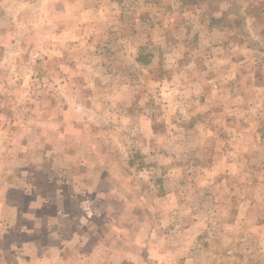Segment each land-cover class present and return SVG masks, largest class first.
Listing matches in <instances>:
<instances>
[{"label":"rangeland","instance_id":"1","mask_svg":"<svg viewBox=\"0 0 264 264\" xmlns=\"http://www.w3.org/2000/svg\"><path fill=\"white\" fill-rule=\"evenodd\" d=\"M73 4L0 0V129L13 121L41 122L39 138L47 137L53 152L65 146L78 156L110 151L129 181L104 184L107 174L115 179L109 166L104 169L107 158L88 156L96 163L89 164L90 184L71 192L74 227L61 207L55 225L63 262L51 252V264H264V0ZM77 10L84 31L79 44L88 49L71 52ZM52 38L64 41L57 55L83 58L63 59L62 68L73 76L57 100L61 118L41 121L35 105L48 80L36 76L21 53L37 56ZM54 78L49 81L58 84ZM91 98L93 109L83 111L80 105ZM61 121L71 127H63L64 142L55 144L52 134ZM0 136L5 144V133ZM19 136L17 148L37 146V140L23 142L24 130ZM68 158L46 157L21 179L32 176L38 191L55 176L68 181ZM5 191L0 187V196ZM14 210L0 204V224L9 223V235L0 233V257L5 246L31 238L25 222L13 225ZM83 224L99 233L107 225L117 229L108 237L96 232L83 244L69 237ZM115 230L124 233L110 243Z\"/></svg>","mask_w":264,"mask_h":264},{"label":"crops","instance_id":"2","mask_svg":"<svg viewBox=\"0 0 264 264\" xmlns=\"http://www.w3.org/2000/svg\"><path fill=\"white\" fill-rule=\"evenodd\" d=\"M71 3L73 4V0H70V4ZM73 13L74 17L71 16V18L74 19L76 27L74 28V45L70 44L71 52L73 50L79 51L81 50V47H87L86 44H79V41L82 39H80V36L83 37L84 32L82 27L80 26V10H77ZM73 19H71V21ZM48 29H50V26L45 27L46 33ZM87 39H89V41H92L94 38L92 36H87L86 40ZM62 44H64V41L52 38L49 43L40 46V51L37 56L30 55L29 50H22L21 53L22 61L26 63L28 61H30V63L32 62L31 66H34L32 67V71L37 74L36 76L41 77L42 81L48 80V82H46V86H44L45 93L42 92L40 96H38V103L35 105L38 106V112L40 113L39 118L42 119L41 121H47L48 117L50 118L54 115L58 116V118H61L57 113L58 109H56L57 100L59 98H62L63 96V94L60 95L62 93L60 91H62L64 85L63 83L70 80L73 76L69 75L72 73H68L62 68V63L64 62L63 59H67L69 62L72 60L74 62H79L81 61V58H83L80 54H78V56L80 57H77V60H74V58L76 57L73 56H71L70 58H66L65 56L57 55L56 53L62 50ZM23 46L28 48V46L25 44ZM43 48H48V50L44 51ZM86 49H88V47ZM43 53H46L45 56H42ZM27 55H30L31 58L27 59ZM49 62L53 63L52 68L51 66L48 68V65L50 64ZM59 62H61V64ZM55 75L60 79V82L58 84H54L49 81L52 80ZM55 81L56 79L54 78V82ZM77 85L83 84H74L73 88L76 89ZM30 93L31 92L29 90V96ZM92 101V98L89 99V103L86 101L84 105H80V108L83 109V111L91 107L93 109L94 102ZM29 102L30 101H26L25 104H28ZM54 105L56 109L55 113L53 112ZM30 112L32 111L29 110V113ZM20 114V117L25 115L24 112H20ZM64 126L71 127V122L65 123L61 121L58 123V129L55 130L52 134V138L55 140V144H57L56 142L58 139L60 142H64L62 138V129ZM31 127V124L25 123L21 125V123L18 124L17 121H13L12 123L8 124L5 129H0L1 133H5V136H3L5 138H2L1 140H6L5 144H0V187L6 188V191L0 196V204L2 206L12 204L13 209L16 208V210H14V212L12 213L13 216H10L13 225H15L17 228H20L19 224L25 222L28 228L25 233L31 235V238L25 239L20 244L16 245L12 243V245L5 246L1 251V255L3 256L0 257V264H51V252H58L59 258H56L55 261L63 262V238L61 237V233H59L60 230L58 229V226L55 225V223H57L56 219H60L62 215L60 214V210L62 207L64 210L63 215H67L69 222H71V225L74 227V222L71 221L70 216H68L70 215V211H68V205H71V202H69V200L71 201V192L75 191V189L78 188V184H86V186L90 184L85 180L89 178V164L91 162H93V164L96 163L95 160L88 159L89 155L92 156V159L95 157L107 158L106 167L104 169H109L110 167V173L113 174L111 176H114L115 179L111 181L107 174L103 179L104 184H127L128 181V178L124 172L125 166L120 167L114 163V155L112 154V152H98V149L87 153L80 151V157L74 151L75 147L72 148L69 146H65L64 150L61 152H53V148L50 149V144L47 143V137L39 138L44 133V128L41 122L38 125H35L32 128ZM22 130H24L25 135V137H22L23 142L27 145V142L37 140L36 147H22V149L17 148L18 144H16V142H19L21 138L19 135ZM36 134L39 135L37 136V138L34 137ZM54 134L55 138L53 137ZM66 140L68 139L66 138ZM8 141L12 145H10ZM59 146L62 147L61 144ZM29 149H31L30 152L28 151ZM49 149L54 154H48ZM64 155L70 157L68 159H65V162H70L68 168L73 171L72 178L70 180L62 181L59 180L56 176L50 178L46 184H42L44 191L43 192L42 189H39L40 191L37 190L36 184H34V178L32 176H28L26 177V179L23 178V180L21 179V176L25 171L33 170V165L43 160L44 158L52 157L53 160L61 162L62 158H64ZM82 168L86 170L83 171ZM101 170L96 171V173H101ZM86 175L87 177L85 178ZM46 190H49V192L46 193ZM47 205H52L53 208L47 209ZM24 215L26 216L25 219ZM94 215L96 214L90 215L91 218ZM105 216L109 217V214H104V217ZM33 217L36 218L34 222ZM8 226L9 223L0 224V233H3L5 237L9 235V231H7ZM16 227L13 228L17 229ZM99 228L103 229V233H99V231L97 230L91 231V227L88 228L87 225L83 224L81 225L80 229L76 230L77 232L75 230H72L69 237L72 238L73 241L76 240V237L83 240V238L86 239L89 236L93 237L96 232L99 233V236L103 237V235H107L106 237H108V234L110 233V231H112V228L117 229V226L113 224L107 225V228L105 230H108V232L105 231L103 227ZM123 231L124 230L117 232V230H115V232H112L113 240L110 243H113L115 241L116 235L120 237L124 233ZM202 233L203 231L200 232V235H202ZM59 236L61 238H59ZM47 237L49 239H47ZM43 239H45L44 242L42 241ZM80 239L78 243L80 242L86 244L85 240L82 241ZM103 242L104 244H108L106 241H104V239ZM100 243L101 241H98V244ZM206 246L209 247L208 243L206 244ZM53 247L55 249L51 250ZM114 263L116 264V262ZM118 264H122L121 261H119Z\"/></svg>","mask_w":264,"mask_h":264}]
</instances>
